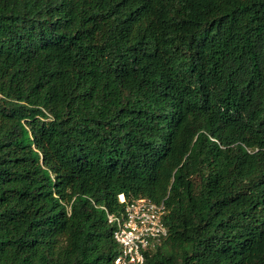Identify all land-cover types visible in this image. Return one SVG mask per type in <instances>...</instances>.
Returning <instances> with one entry per match:
<instances>
[{
  "label": "trees",
  "instance_id": "16d2710c",
  "mask_svg": "<svg viewBox=\"0 0 264 264\" xmlns=\"http://www.w3.org/2000/svg\"><path fill=\"white\" fill-rule=\"evenodd\" d=\"M140 198L146 264H264V0H0V264H113Z\"/></svg>",
  "mask_w": 264,
  "mask_h": 264
},
{
  "label": "built area",
  "instance_id": "2783aa9c",
  "mask_svg": "<svg viewBox=\"0 0 264 264\" xmlns=\"http://www.w3.org/2000/svg\"><path fill=\"white\" fill-rule=\"evenodd\" d=\"M119 201L124 202V197ZM165 214L162 202L156 204L140 198L127 203L120 216L108 215V222L115 223L113 239L120 247L113 264H146V256L156 250L167 235Z\"/></svg>",
  "mask_w": 264,
  "mask_h": 264
},
{
  "label": "bare ground",
  "instance_id": "6f19581e",
  "mask_svg": "<svg viewBox=\"0 0 264 264\" xmlns=\"http://www.w3.org/2000/svg\"><path fill=\"white\" fill-rule=\"evenodd\" d=\"M123 196H119V198H122Z\"/></svg>",
  "mask_w": 264,
  "mask_h": 264
}]
</instances>
